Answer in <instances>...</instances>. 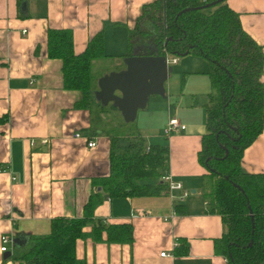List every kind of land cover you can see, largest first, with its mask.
<instances>
[{
    "label": "crops",
    "instance_id": "crops-1",
    "mask_svg": "<svg viewBox=\"0 0 264 264\" xmlns=\"http://www.w3.org/2000/svg\"><path fill=\"white\" fill-rule=\"evenodd\" d=\"M154 1L0 0V238L43 236L50 232L52 220L80 218L90 196L102 192L93 180L110 172L107 137L90 136L96 142L93 149L75 138L77 133L89 136V114L75 107L82 94L64 89L60 61L47 57V30H71L75 54L103 32L104 53L118 65L128 51V30L134 28L143 6ZM226 3L264 55V0ZM185 56L193 60L176 61L164 83V97L149 98L137 113L136 128L148 145L164 139L169 147L167 172L191 194L177 203L167 192L112 200L103 194L94 221L129 224L134 240L131 245L78 240L76 257L85 264H229L214 252V241L226 233V226L206 209L202 179L206 170L197 158L207 133L206 111L212 105H207V94L213 92L206 76L209 65L200 62V88L189 89L187 82L198 74L190 68L199 64L195 59H204ZM171 58L177 59L169 57V65ZM172 118L185 129L166 138L164 130ZM241 168L264 173V124L244 151ZM180 240L186 248L182 255L176 247ZM176 249L173 259L160 257ZM18 250L10 245L0 252V264H23L11 259Z\"/></svg>",
    "mask_w": 264,
    "mask_h": 264
},
{
    "label": "trees",
    "instance_id": "trees-1",
    "mask_svg": "<svg viewBox=\"0 0 264 264\" xmlns=\"http://www.w3.org/2000/svg\"><path fill=\"white\" fill-rule=\"evenodd\" d=\"M215 1L155 0L143 6L134 28L128 30L127 53L118 65L99 71H95L97 63H112L104 53L103 32L94 35L81 54H75L71 30H47V57L60 61L64 89L82 94L75 107L89 114L88 137L100 135L110 141V172L93 180L102 192L90 196L80 218L52 220L47 235L30 236L26 247L11 259L23 264H85L76 257L78 240L133 243L131 225L94 221V211L103 194L112 200L166 193L168 187L161 178L168 171L169 147L148 145L138 135L136 120L124 122L113 103L103 105L94 94L100 78L125 69V58H177L187 53L208 62L207 75L217 99L207 108V133L197 155L206 170L202 178L206 209L219 215L226 226V233L214 241V252L229 264H264V173H246L241 168L244 151L263 129L264 55L262 47L244 32L239 15L228 7L227 0L208 6ZM144 46L152 49L136 52ZM147 178L158 181L146 183ZM174 209L180 212L179 206ZM176 247L182 249L178 250L181 255L186 252L181 240Z\"/></svg>",
    "mask_w": 264,
    "mask_h": 264
},
{
    "label": "water",
    "instance_id": "water-1",
    "mask_svg": "<svg viewBox=\"0 0 264 264\" xmlns=\"http://www.w3.org/2000/svg\"><path fill=\"white\" fill-rule=\"evenodd\" d=\"M220 1L210 3L208 6H214ZM124 63L123 71L114 72L99 79V90L94 97L103 105L113 103L124 122L131 123L136 120L138 111L146 108L150 97H164V83L172 69L168 66L166 57L133 56L125 58ZM249 212L253 221L250 209ZM27 244V238L12 239V246L17 249H22ZM7 257L5 256V259Z\"/></svg>",
    "mask_w": 264,
    "mask_h": 264
},
{
    "label": "built area",
    "instance_id": "built-area-1",
    "mask_svg": "<svg viewBox=\"0 0 264 264\" xmlns=\"http://www.w3.org/2000/svg\"><path fill=\"white\" fill-rule=\"evenodd\" d=\"M169 57L170 56L166 57L167 63ZM172 63L175 64L176 59H173ZM184 129H185L184 125L179 123L176 119L172 118L168 121L167 127L164 130V137L169 138L171 134L178 133L180 131H183ZM75 138L79 140H84L86 142V146L88 149H93L96 147V142L94 141L93 138H90L88 136H82L81 134L78 133L75 134ZM161 179L162 182L167 185L168 187L167 194L170 195L173 202L175 203L180 202L189 195V192L184 188V186L180 182L175 181L168 172H166ZM0 242H1L0 252L4 253L8 250V246L12 245V238L4 235L0 238ZM176 246H177V241H176ZM160 257L173 259L174 254L171 252L170 253L162 252L160 253Z\"/></svg>",
    "mask_w": 264,
    "mask_h": 264
},
{
    "label": "rangeland",
    "instance_id": "rangeland-1",
    "mask_svg": "<svg viewBox=\"0 0 264 264\" xmlns=\"http://www.w3.org/2000/svg\"><path fill=\"white\" fill-rule=\"evenodd\" d=\"M141 50H139V49H136V52L137 53H140V52H143V53H146L147 51H149V50H151L152 49V47L151 46H144V47H142V48H140ZM186 58V59H185ZM186 60V62H189V61H191V60H193V59H191V57H186V56H183V57H177V59H176V61H182V60ZM172 60H173V58H171V60H170V65L168 64V66L171 68V69H173L172 70V72H171V74L172 73H174V71H175V69H176V67H177V65L176 64H173L172 63ZM199 64L197 65V66H192L190 69L191 70H195V72L196 73H198L197 75H195V74H193V77H192V79L191 80H189L188 82H187V86H188V88L189 89H193V90H197V89H199L200 88V81H199V77L200 76H203V75H200V72H198L199 70H201L202 69V65H200V62L202 63V62H205V64H208V62L207 61H204V60H202V61H200V59H195ZM110 64H112V63H108V62H99L97 65H96V67H95V71H99L101 68H104V67H106V66H109ZM203 64V63H202ZM209 65V64H208ZM206 75V74H205ZM172 76V75H171ZM206 76H208V75H206ZM171 78V77H170ZM208 78V77H207ZM185 79H186V77H185ZM185 86H186V83H185ZM209 89V88H208ZM209 96V99L207 100V105H215L216 103H217V99H216V96H215V93H210V94H207V97ZM92 102H95V99H93V97H92ZM164 141V139L162 138V140H161V144H164V143H166V142H163ZM156 181H158L156 178H147L146 180H145V182L146 183H155ZM188 192H189V195L191 194V191L190 190H188Z\"/></svg>",
    "mask_w": 264,
    "mask_h": 264
}]
</instances>
